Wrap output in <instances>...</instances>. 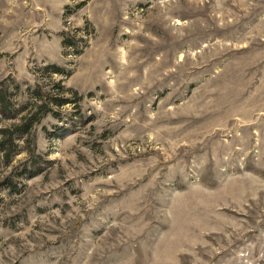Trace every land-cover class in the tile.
Masks as SVG:
<instances>
[{
	"label": "rangeland",
	"instance_id": "rangeland-1",
	"mask_svg": "<svg viewBox=\"0 0 264 264\" xmlns=\"http://www.w3.org/2000/svg\"><path fill=\"white\" fill-rule=\"evenodd\" d=\"M35 114L0 264H264V0H0V141Z\"/></svg>",
	"mask_w": 264,
	"mask_h": 264
},
{
	"label": "trees",
	"instance_id": "trees-1",
	"mask_svg": "<svg viewBox=\"0 0 264 264\" xmlns=\"http://www.w3.org/2000/svg\"><path fill=\"white\" fill-rule=\"evenodd\" d=\"M45 68L51 69L53 72H60L62 69L61 67H58L54 64L46 65ZM35 92V91H34ZM36 98L39 99L38 94H36ZM68 99L66 97H56L53 96L50 98V100H42V103L37 105L38 109L41 110V115H44L46 113H52L54 116H56V111L52 109L51 104H55L57 106L63 105L68 103ZM39 120V117L32 116L28 118V120H25L18 124H12L11 129H1V135L2 140L0 141V148L3 150V158H5V161L8 162L10 160V157L14 154V151L11 149L10 146H12L13 138L19 137L20 134L29 133V128L32 122H37ZM5 141L9 142V145L7 147L5 146ZM12 186V183H7V187Z\"/></svg>",
	"mask_w": 264,
	"mask_h": 264
}]
</instances>
